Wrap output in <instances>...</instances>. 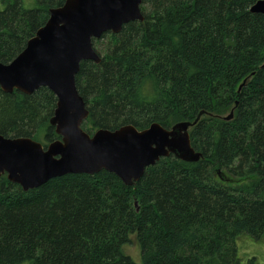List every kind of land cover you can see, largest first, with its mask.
<instances>
[{"label":"trees","instance_id":"obj_1","mask_svg":"<svg viewBox=\"0 0 264 264\" xmlns=\"http://www.w3.org/2000/svg\"><path fill=\"white\" fill-rule=\"evenodd\" d=\"M65 1L26 8L7 0L0 62L10 63ZM257 1L143 0L144 21L94 39L102 60L82 61L76 75L90 111L83 128H171L203 112L190 128L203 157H162L133 186L102 170L25 191L1 175L0 264H139L125 251L133 237L142 264H260L243 263L236 242L264 238V14L250 10ZM56 106L48 87H0V134L47 146L61 138L51 124Z\"/></svg>","mask_w":264,"mask_h":264},{"label":"water","instance_id":"obj_2","mask_svg":"<svg viewBox=\"0 0 264 264\" xmlns=\"http://www.w3.org/2000/svg\"><path fill=\"white\" fill-rule=\"evenodd\" d=\"M142 3L66 0L50 8L47 23L10 63L0 62V87L4 92L32 94L48 87L56 95L51 124L61 137L45 146L31 137L0 134V176L6 174L11 182L28 191L67 174L93 175L107 170L133 186L146 168L162 157L174 155L187 162L203 157L190 137V128L199 118L180 121L171 128L157 122L145 129L129 124L116 130L100 128L93 134L83 128L90 111L76 84L81 62H101L94 39L108 31L119 33L130 21H144ZM250 10L264 14V0H258ZM233 117L232 111L224 119Z\"/></svg>","mask_w":264,"mask_h":264},{"label":"rangeland","instance_id":"obj_3","mask_svg":"<svg viewBox=\"0 0 264 264\" xmlns=\"http://www.w3.org/2000/svg\"><path fill=\"white\" fill-rule=\"evenodd\" d=\"M21 2L26 8H36L39 5V0H21ZM6 3L7 0H0V10L6 7ZM97 49L102 52L104 51L100 42L97 45ZM236 242L239 257L243 263H246L249 259L255 257L260 264H264V238L256 239L251 236H242ZM125 251L130 254L136 262L142 264L141 250L135 237H133L131 243L125 246Z\"/></svg>","mask_w":264,"mask_h":264},{"label":"bare ground","instance_id":"obj_4","mask_svg":"<svg viewBox=\"0 0 264 264\" xmlns=\"http://www.w3.org/2000/svg\"><path fill=\"white\" fill-rule=\"evenodd\" d=\"M229 115V114H228ZM227 116V115H226ZM202 117V114L201 113H199V115H198V117L197 118H199V120H200V118ZM126 125H129V124H126ZM132 125V124H131ZM123 126H125V125H123ZM120 128V127H119Z\"/></svg>","mask_w":264,"mask_h":264}]
</instances>
